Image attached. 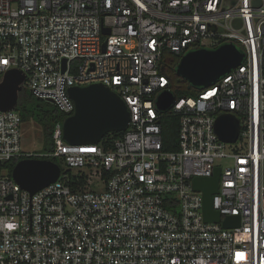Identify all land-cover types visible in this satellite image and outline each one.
I'll use <instances>...</instances> for the list:
<instances>
[{
	"label": "built area",
	"instance_id": "1",
	"mask_svg": "<svg viewBox=\"0 0 264 264\" xmlns=\"http://www.w3.org/2000/svg\"><path fill=\"white\" fill-rule=\"evenodd\" d=\"M256 1L0 0V82L21 70L23 87L67 116L69 87L103 83L130 111L112 147L69 143L57 121L54 149L34 153L22 145L17 107L0 110V264H264V0ZM228 42L245 53L238 67L159 108V95L173 92L169 54L179 62ZM224 114L239 121L234 142L216 130ZM166 116L178 117L171 151ZM49 157L84 183L61 169L32 194L10 175L13 159ZM218 166L213 207L239 216L235 227L205 221L193 188Z\"/></svg>",
	"mask_w": 264,
	"mask_h": 264
},
{
	"label": "water",
	"instance_id": "2",
	"mask_svg": "<svg viewBox=\"0 0 264 264\" xmlns=\"http://www.w3.org/2000/svg\"><path fill=\"white\" fill-rule=\"evenodd\" d=\"M259 3V0L256 1ZM241 19L235 20L239 26ZM104 34L110 32L103 28ZM105 46V44H104ZM245 53L234 43H224L215 48H199L184 54L176 68L179 76L193 86H209L231 69L238 67ZM66 59L63 71L66 69ZM25 74L18 69H11L0 82V110H13L18 105L19 93L23 89ZM75 102V111L63 121V137L72 144L99 143L104 136L113 131H124L130 121V111L124 99L111 87L103 83L85 86H71L68 89ZM175 102V95L169 90L158 97V106L167 110ZM239 121L224 114L217 118L216 130L227 142H234L239 135ZM61 175V166L52 159L24 158L13 168L12 176L22 188L32 194L55 182ZM221 168L218 166L211 177H194L193 188L203 192V215L207 222H222L224 227L240 224L237 215H226L213 207V194L219 190Z\"/></svg>",
	"mask_w": 264,
	"mask_h": 264
},
{
	"label": "trees",
	"instance_id": "3",
	"mask_svg": "<svg viewBox=\"0 0 264 264\" xmlns=\"http://www.w3.org/2000/svg\"><path fill=\"white\" fill-rule=\"evenodd\" d=\"M178 64V56L169 54L167 56L165 68L170 76V87L177 98L184 96H196L200 91V87L193 86L186 79L179 76L176 72ZM17 110L20 112L23 122L36 121L42 127V134L44 139V152H49L54 149L53 131L57 121H64L67 114L62 112L54 103L46 101L37 97L30 90L23 87L19 93V100ZM123 135L122 131H113L107 133L101 141L105 147H112L114 140ZM163 148L167 151L178 148V117L166 116L162 130ZM56 161L61 169L70 174L71 181L74 184L84 183V177H78V174L71 169H66L57 157H49ZM19 159H13L7 164L14 168ZM11 175V172H10Z\"/></svg>",
	"mask_w": 264,
	"mask_h": 264
},
{
	"label": "rangeland",
	"instance_id": "4",
	"mask_svg": "<svg viewBox=\"0 0 264 264\" xmlns=\"http://www.w3.org/2000/svg\"><path fill=\"white\" fill-rule=\"evenodd\" d=\"M23 134L24 139L22 145L25 150L34 153L44 152V139L42 134V127L39 123L33 120L25 122L23 126ZM8 168L9 172H11L12 175L13 167L8 166Z\"/></svg>",
	"mask_w": 264,
	"mask_h": 264
}]
</instances>
